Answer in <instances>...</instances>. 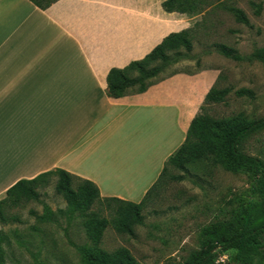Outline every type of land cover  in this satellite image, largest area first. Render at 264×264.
<instances>
[{"label": "crops", "instance_id": "1", "mask_svg": "<svg viewBox=\"0 0 264 264\" xmlns=\"http://www.w3.org/2000/svg\"><path fill=\"white\" fill-rule=\"evenodd\" d=\"M164 1L57 0L41 9L0 0V200L56 169L92 181L102 198L144 200L212 86L210 70H180L143 93L109 95L112 68L191 27L194 17L165 11Z\"/></svg>", "mask_w": 264, "mask_h": 264}, {"label": "rangeland", "instance_id": "2", "mask_svg": "<svg viewBox=\"0 0 264 264\" xmlns=\"http://www.w3.org/2000/svg\"><path fill=\"white\" fill-rule=\"evenodd\" d=\"M208 2L210 5L191 22L193 58L180 61L161 76L208 69L212 86L230 92L223 101L206 105L198 114L204 112L219 121L264 117V62L236 61L218 49L227 45L247 57L264 48V0ZM234 9L244 12L249 22L238 21ZM240 89L251 90L253 97L239 96ZM241 151L264 161V130L248 137ZM189 162L186 174L178 165H168L165 177L160 176L143 203L144 224L135 225L133 234L119 231L114 223L118 203H96L92 210L109 221L99 241L93 236L87 212L69 207L56 192L59 176L54 175L47 186L36 188L38 199L4 206L0 264H35L37 258L45 264L98 263L100 250L112 253L120 248L128 249L139 264H188L192 254L201 250L204 227L232 220L262 200L256 193L259 175L254 172L233 173L221 164H212L204 154ZM180 174L184 180L172 178ZM225 255L228 257L219 254L216 261L220 263L216 264H225L221 261L229 260Z\"/></svg>", "mask_w": 264, "mask_h": 264}, {"label": "trees", "instance_id": "3", "mask_svg": "<svg viewBox=\"0 0 264 264\" xmlns=\"http://www.w3.org/2000/svg\"><path fill=\"white\" fill-rule=\"evenodd\" d=\"M30 1L41 9H47L57 0ZM208 5H210L208 0L163 2L165 11L178 12L189 17L201 14ZM233 11L238 21L249 22L244 12L238 9ZM193 36V28L171 33L145 58L132 61L124 68H112L107 77L109 95L120 98L130 93H143L154 82L167 77L161 75L180 61L193 58L191 54ZM218 49L222 54L236 61L256 59L264 62V48L257 49L247 57L227 45H219ZM179 71H174L170 75ZM229 92L228 88L219 89L216 85L212 86L201 109L204 110L206 105L223 101ZM237 94L253 97V92L247 89H240ZM261 130H264V117L252 119L239 116L237 120L219 121L213 120L204 112L199 113L190 125L186 141L167 160L161 179L165 177L168 165H178L185 174L188 173L190 170L186 165L190 163V159L196 160L203 154L212 164H221L233 173L252 171L259 175L256 193L262 197V200L249 205L232 220L213 222L204 227L200 234L201 250L192 254L188 264H216L221 253L228 255V264H264V161L241 151L242 143ZM54 175L59 176L56 192L66 200L69 207L87 212L88 223L93 225L95 230L93 236L97 241L103 235L109 221L101 217L99 212L92 210L96 203H106L109 206L113 202L119 204L114 223L121 232L133 234L135 225L144 224L141 214L143 203L155 186L140 203L114 197L102 198L95 183L81 179L63 169L51 170L33 179L18 181L7 191V196L0 200V217L4 218L3 208L6 204L18 205L24 200L38 199L39 193L36 188L47 186ZM172 178L182 181L184 174L173 175ZM98 259V263L90 261L88 264H139L125 248L112 253L100 250ZM35 264H45V262L37 258Z\"/></svg>", "mask_w": 264, "mask_h": 264}, {"label": "built area", "instance_id": "4", "mask_svg": "<svg viewBox=\"0 0 264 264\" xmlns=\"http://www.w3.org/2000/svg\"><path fill=\"white\" fill-rule=\"evenodd\" d=\"M225 257H226V259H228V257L226 255H225ZM221 261H223V263H225V264H228L227 260H226V262L224 261V259H222ZM216 263H220L219 260H218V262L216 261Z\"/></svg>", "mask_w": 264, "mask_h": 264}]
</instances>
